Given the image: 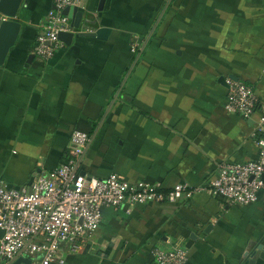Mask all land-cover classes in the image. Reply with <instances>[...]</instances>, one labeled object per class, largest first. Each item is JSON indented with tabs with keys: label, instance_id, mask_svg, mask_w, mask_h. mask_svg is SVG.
<instances>
[{
	"label": "crops",
	"instance_id": "crops-1",
	"mask_svg": "<svg viewBox=\"0 0 264 264\" xmlns=\"http://www.w3.org/2000/svg\"><path fill=\"white\" fill-rule=\"evenodd\" d=\"M54 1L22 0L19 36L0 66V178L9 188L64 163L75 131L90 137L79 163L90 179L197 191L220 164L258 158L264 0H83L108 38L74 30L70 47L29 62ZM229 81L254 90L249 120L226 112ZM180 245L188 264H264V191L244 207L198 192L106 209L92 243L65 264H151L154 250Z\"/></svg>",
	"mask_w": 264,
	"mask_h": 264
},
{
	"label": "built area",
	"instance_id": "built-area-1",
	"mask_svg": "<svg viewBox=\"0 0 264 264\" xmlns=\"http://www.w3.org/2000/svg\"><path fill=\"white\" fill-rule=\"evenodd\" d=\"M83 0H55L36 37L34 55L50 61L64 46L61 33L74 31L71 19L64 15L70 7L81 8ZM254 90L243 82H228L225 110L228 114L250 119L259 109ZM256 146L258 158L244 164L223 163L215 177L201 190L185 183L172 189L162 184H132L122 176L87 178L79 173V163L90 137L75 131L70 140L67 160L52 172H41L24 189L9 188L0 178V257L5 264L27 258L31 264H65L66 258L92 243L100 230L104 211L123 205L176 204L184 196L208 194L231 207L258 202L264 191V106L260 107ZM192 189V190H191ZM151 264H188L185 246L153 251ZM37 257H40L38 260Z\"/></svg>",
	"mask_w": 264,
	"mask_h": 264
},
{
	"label": "water",
	"instance_id": "water-1",
	"mask_svg": "<svg viewBox=\"0 0 264 264\" xmlns=\"http://www.w3.org/2000/svg\"><path fill=\"white\" fill-rule=\"evenodd\" d=\"M22 0H0V66L3 65L10 48L16 43L21 30V24L17 22V13ZM64 15L73 20V28L75 31H79V37L96 38L99 40H106L110 34L109 29H98L99 24L93 19L89 18L85 12L77 7H70L64 11ZM84 29H90L91 31H82ZM76 34L61 33L60 40L71 46ZM35 59V55H31L29 62ZM84 175V174H82ZM5 232L0 229V240L3 239ZM0 264H5L0 261ZM8 264H31V260L27 258H18ZM244 264H249L245 262Z\"/></svg>",
	"mask_w": 264,
	"mask_h": 264
}]
</instances>
